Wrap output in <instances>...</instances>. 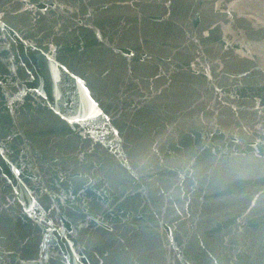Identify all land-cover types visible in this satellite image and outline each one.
<instances>
[{
    "label": "water",
    "instance_id": "water-1",
    "mask_svg": "<svg viewBox=\"0 0 264 264\" xmlns=\"http://www.w3.org/2000/svg\"><path fill=\"white\" fill-rule=\"evenodd\" d=\"M0 264H264V0H0Z\"/></svg>",
    "mask_w": 264,
    "mask_h": 264
}]
</instances>
